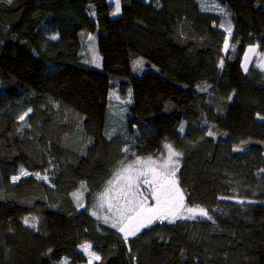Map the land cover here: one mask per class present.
Instances as JSON below:
<instances>
[{"label": "trees", "instance_id": "trees-1", "mask_svg": "<svg viewBox=\"0 0 264 264\" xmlns=\"http://www.w3.org/2000/svg\"><path fill=\"white\" fill-rule=\"evenodd\" d=\"M120 2L114 18L109 0H0V264H86L84 245L96 264H264V121L242 116L264 115V71L242 67L264 54V0ZM89 37L123 48L115 73L155 71L92 67ZM169 145L186 204L212 219L125 241L91 214L98 197Z\"/></svg>", "mask_w": 264, "mask_h": 264}, {"label": "snow or ice", "instance_id": "snow-or-ice-1", "mask_svg": "<svg viewBox=\"0 0 264 264\" xmlns=\"http://www.w3.org/2000/svg\"><path fill=\"white\" fill-rule=\"evenodd\" d=\"M11 3V0H9ZM221 11H223L221 9ZM120 12V2L115 0V11L112 15H117ZM94 15V13H93ZM229 36L231 35V28L225 29ZM56 35L51 39H57ZM92 39V37H89ZM229 47L228 39L224 42V49L227 51ZM257 49L254 46H250L244 57L245 63L242 65L244 71H248L249 55L256 54ZM261 63L257 64V67L264 71V55L259 56ZM96 66L99 67V63L94 60ZM137 66L142 68V62L137 61ZM223 61H221V67ZM131 96V90H129V97ZM231 99V98H229ZM130 102V99H129ZM32 109H28L20 120L23 121L25 117L31 112ZM264 119V118H262ZM183 131V125L180 128ZM208 135L212 136L213 132L208 131ZM168 156L163 159L162 163H158L157 160L152 158H137L127 166L122 168L116 173L115 180L108 182V187L102 192L99 197L98 207L100 209L107 210L108 215L100 217L97 212L92 211L93 216H97V219H103V222L110 224L112 228L117 229L123 234L125 241L129 236H135L142 229L150 227L156 221L163 222L167 220L169 223H174L177 219H196L197 216L206 217L211 220L212 217L208 215V211L199 207H188L185 203V195L183 191L178 187L176 180V172L179 169V157L181 153L172 150L171 146H167ZM242 148H235L234 151H242ZM125 152L129 149L125 148ZM261 171H264L262 169ZM29 175L23 168L20 170V176ZM38 179L47 180V176H40L35 174ZM20 176H14L13 182L18 180ZM75 196V194H74ZM77 199L78 207H83ZM153 203H149V201ZM243 203V201H239ZM35 220V217L32 218ZM25 223L28 224V218H25ZM35 227L34 224L31 225ZM84 251H88L91 245L82 246ZM89 264H92V260H99L100 257L95 253H89ZM62 264H67V261H63Z\"/></svg>", "mask_w": 264, "mask_h": 264}, {"label": "rangeland", "instance_id": "rangeland-1", "mask_svg": "<svg viewBox=\"0 0 264 264\" xmlns=\"http://www.w3.org/2000/svg\"><path fill=\"white\" fill-rule=\"evenodd\" d=\"M109 2H110V5H112L114 7V9H115V0H109ZM119 2H120V0H119ZM121 15H122V6H121V2H120V12H119V14L115 15L114 18H119V17H121ZM89 40H91L92 42H91V46H89V48L87 49L88 53L86 55V60L88 62H90V65L92 67L101 68V69L103 68V70L107 71L108 73H113L114 74L115 73L114 72V67H115L116 63L118 64L119 61H120L119 52L122 51L123 48L121 46L115 44V43H112V42L108 41L105 38H102V37L99 38V39L96 38L95 40H93V39H89ZM254 47H256L257 52H256V54H250L249 55V63L247 65L248 69L255 63L256 64L261 63V61L259 60V56L264 55V54H262L260 52L259 47L257 45H254ZM227 51H228V49H227ZM94 60H96L99 63V65H100L99 67H97L96 63L93 62ZM138 61L142 62V65H143L142 68H139L136 63H135V65H133L131 63H125L123 65V67H122V70L119 73H115V74H117V75H119V76H121L123 78H130L132 73H136V72H139V71H140L139 75H143V74H146L148 72L155 71V69L153 67L146 68L144 66L142 60H138ZM113 96H114L113 100H117L118 99L117 95H113ZM119 104L123 105V106L126 105L125 102L124 103H119ZM242 116L244 118H247V119H250V120H259V121L261 120V121H264V119H262V118H264V115L250 113V112H247L245 110L242 112ZM172 150H173V148H172ZM168 151H169V149L167 148L166 151L164 152V154H162V155H160V156H158L156 158H152V159L157 160L158 163H162L163 159L167 158ZM133 161L129 162L128 164L132 163ZM179 162H180L179 163V169H180V166H181L180 157H179ZM125 166H127V164ZM177 173H178V171L176 172V175H177ZM21 178L22 177H20V179ZM20 179L16 180L15 182H13V180H12V183L16 184V183H18L20 181ZM114 180H115V177H114V179L112 181H114ZM45 182L47 184H50L49 181H48V178H47V180H45ZM149 203H153V201L150 200ZM197 207L207 210V208L204 207V206H197ZM100 210L102 212V216L108 215L106 207H105V209H103V210L100 209ZM197 217H201V216H197ZM177 220H183V219H177ZM157 222H160V221H156L152 225L156 224ZM164 222H168V221L164 220L163 222H160V223H164ZM112 229H114V231H116L118 234L123 236V234L120 233L117 229H115V228H112ZM144 229H146V228H144ZM144 229H142V230H144ZM132 237L133 236H129L128 239H130ZM80 251L88 259V262L86 264H89V259H90L89 253L90 252L92 253L91 249H89L88 251H84L83 248H81ZM97 262H98V260H94V259L92 260V264H96Z\"/></svg>", "mask_w": 264, "mask_h": 264}, {"label": "built area", "instance_id": "built-area-1", "mask_svg": "<svg viewBox=\"0 0 264 264\" xmlns=\"http://www.w3.org/2000/svg\"><path fill=\"white\" fill-rule=\"evenodd\" d=\"M20 179V178H19Z\"/></svg>", "mask_w": 264, "mask_h": 264}]
</instances>
